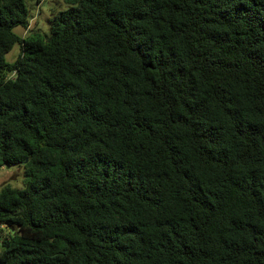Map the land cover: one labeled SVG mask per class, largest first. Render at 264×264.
<instances>
[{
	"label": "trees",
	"instance_id": "obj_1",
	"mask_svg": "<svg viewBox=\"0 0 264 264\" xmlns=\"http://www.w3.org/2000/svg\"><path fill=\"white\" fill-rule=\"evenodd\" d=\"M64 1L0 0V264H264V0Z\"/></svg>",
	"mask_w": 264,
	"mask_h": 264
},
{
	"label": "rangeland",
	"instance_id": "obj_2",
	"mask_svg": "<svg viewBox=\"0 0 264 264\" xmlns=\"http://www.w3.org/2000/svg\"><path fill=\"white\" fill-rule=\"evenodd\" d=\"M30 11L31 24L28 29L17 26L14 31L21 36H28L32 31L41 30L50 32V20L55 11L64 10L69 5L64 0H25ZM21 52V46L17 43L7 54V60L13 61ZM3 184H10L13 187L21 188L25 184L24 169L18 165L0 168V187Z\"/></svg>",
	"mask_w": 264,
	"mask_h": 264
}]
</instances>
